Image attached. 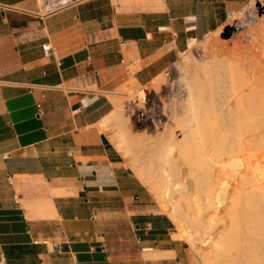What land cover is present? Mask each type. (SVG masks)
<instances>
[{
  "label": "crops",
  "instance_id": "1",
  "mask_svg": "<svg viewBox=\"0 0 264 264\" xmlns=\"http://www.w3.org/2000/svg\"><path fill=\"white\" fill-rule=\"evenodd\" d=\"M124 1L41 21L35 0H0V264H187L103 124L133 66L147 80L246 0Z\"/></svg>",
  "mask_w": 264,
  "mask_h": 264
},
{
  "label": "rangeland",
  "instance_id": "2",
  "mask_svg": "<svg viewBox=\"0 0 264 264\" xmlns=\"http://www.w3.org/2000/svg\"><path fill=\"white\" fill-rule=\"evenodd\" d=\"M113 1L115 3L117 2V0ZM35 2L37 4L35 10L29 13L30 16L38 19L36 17V12L39 10L43 0H35ZM120 2L122 3L123 0H120ZM100 5L103 6V4ZM67 12L68 11L57 13L53 16L47 17L45 20H48V18L51 17L63 18L65 16L66 18H68L72 15V13ZM229 23L230 22L226 21L225 17V23L220 28L206 35L201 40H195L194 43L189 46L188 50L180 52L170 61L163 60L162 63L149 71L146 76L147 80L137 78V71L140 68V63L133 66L131 68L130 78L126 80L120 87H118L114 91L113 95H111L114 103V108L111 114L107 116L103 124L105 128L110 129L112 139L114 137H117L116 135H118V128L121 126L123 130L122 137L124 138V150L121 151L123 152L121 154L126 164L132 169L135 175L144 184L147 191L146 198L149 200L152 208L156 211L161 212L171 220L174 227L173 231L176 232L175 234H173V236L182 240L184 246L186 247L187 254L186 252H184L183 257L187 264L188 262H190V264H255V262L256 264H264V251H261L264 250V232L262 233V231L264 230V197L262 195L264 194L261 192L259 194L258 188L256 189V191H254V196L252 197L253 199H249L251 197L250 194V197L248 195H244L245 199L248 200L246 201V204H244L245 199H243V201L242 198H240L241 200L239 201L246 205L244 206L246 208L241 205V202H238V204L240 203L239 205H241L245 209V211L249 213L250 218L247 217V219L244 216L243 220L240 216L244 213H247L244 211V209H241V206H238V208L240 209H237V206L234 204L233 208H231L232 204L230 202L226 203L228 199L223 200L219 198L220 194H223L229 187H231H228L229 184H232L231 182H229V179H231V181L234 180L233 173H230L228 175L227 172L226 174L228 175V181H225L223 183L222 188L220 189L218 194L212 195L214 197L217 196L218 198H214V200L210 201L207 204L202 203V205L200 206L203 213V218H201V223H198L197 221V225L199 228L198 231L200 232V235H198L195 233V229L192 226L190 227V225H186L185 222H182V224L176 222L170 214V209H173V202L177 199H180V191L188 190V193H192L191 195L195 193L193 192V185L187 179H183V175L180 176V174L178 176L179 179L175 177H168L169 181H171V183L168 181V183H170L169 186H173V189L171 193V189H169L170 187H168L170 193L168 192L166 194V197L164 198H167V200L164 201V198L161 199L157 197V195H155V192H153L149 188V186L146 185L145 182H143V178H141L143 177V175L142 171H140V167H146V171L150 168L154 170L159 167L158 154L150 153L149 155V150L147 149L148 146L146 147V145L145 151L141 150V140L146 144L151 137L155 140L161 139L162 132H164L165 134V132H169V130L171 129L165 128V126L168 125V122L172 124V128H176L177 120L184 117L183 115H179L177 119L175 118L173 120L162 117V98L169 100L172 99V97L173 99L175 97L176 99L180 97L179 93L181 91L178 90V88L179 85L181 86L184 82V74L182 75L180 73L182 69L176 66L181 67L182 59H186L185 61H188V67L189 69H191V73L193 74L191 82H193V84L195 85H198L196 86V89L200 86V88H198L199 91L197 92V96L206 101L209 97L212 100L218 99V94L220 95V92H222V90H224L225 88L230 89L232 86L231 84H233V82L235 81L234 79L236 78L234 75V71L241 66V69L243 71L248 69L247 67H249V64L251 65V68L257 69V74H260V77L258 75V83L260 86H264V16H262L259 21L250 29V37L248 39L240 38V36L233 38L231 36L224 37L223 32ZM60 24L61 22L57 23V25ZM200 69H202L203 71ZM205 70H207V72ZM196 72L199 73L198 77L194 76ZM233 75L235 78L232 77ZM242 77L244 78V76ZM243 78L241 81H243ZM209 80L210 82H208ZM235 85H237V83ZM155 86H157V88H154ZM201 91L203 92L201 93ZM174 94H176L177 96ZM200 94L203 97H201ZM210 94H213V96H210ZM210 98L209 100H211ZM211 103H213V101H209L208 105H214ZM118 108H122L123 110L121 119L116 113V110ZM156 111H158L159 113H157ZM142 113L145 114L144 119L142 118V120L139 121L137 117ZM148 115H151L152 118L150 117L149 119ZM213 115L214 114H212V117H210L211 119L209 120L216 119V117ZM209 116L206 117L209 118ZM146 117L148 118L146 119ZM208 118H206V121L208 120ZM207 127L210 129V131H212L213 128H215V130H213L214 132L218 130L217 127H215V125L211 123L210 125L207 124ZM210 131H208V133L206 131V133L211 134L212 132L210 133ZM206 136H204V138H206ZM213 136H215V134ZM222 137L223 135H221V138ZM146 138H148V140H146ZM207 138H209V135ZM261 146L260 151H262ZM174 164L176 163H173V165ZM262 169L263 170H259L261 172V177L264 174V166ZM257 177L258 176L254 177V179ZM260 180L261 179L259 178V183ZM175 186H177L178 188H175ZM259 186H262V184H260ZM196 194L197 193L194 194L195 198L198 197V194ZM247 197L249 198L247 199ZM225 198H227V196H225ZM230 204L231 207H229ZM234 206L236 208H234ZM239 210H241V214ZM238 214V218H241V220L239 219L240 222H237L235 224V222L232 221V216H237ZM245 220L248 221L249 224L245 222ZM251 224H254L253 227H251ZM236 225L237 229L239 228L238 230L235 229ZM246 225H249L247 226L248 229L246 228ZM256 226L259 230H255V228H257ZM203 233L204 235H202ZM246 233L249 234L247 235ZM261 233L263 235H261ZM258 248L259 251H257ZM238 254L239 256H237ZM250 254L253 256H251ZM240 256L243 258H241Z\"/></svg>",
  "mask_w": 264,
  "mask_h": 264
},
{
  "label": "bare ground",
  "instance_id": "3",
  "mask_svg": "<svg viewBox=\"0 0 264 264\" xmlns=\"http://www.w3.org/2000/svg\"><path fill=\"white\" fill-rule=\"evenodd\" d=\"M126 1L130 5L127 6L129 8L132 7L131 4L133 5V3H135V6H141V8L145 9L164 8L163 0ZM194 41L195 39H192L189 45L191 46ZM185 60L182 59V65L180 63L181 67L176 66L182 69V71H178H181L180 73L182 75L184 74V82L181 86L179 85L178 88V90L181 91L179 93L180 97L178 99H176V97L173 99L172 97V99L169 100L162 98V117L172 120L175 118L177 119L179 115H183L184 117L177 120L176 128H172V124L168 122V125L165 126V128L171 129L169 132H165V134L162 132L161 139L155 140L151 137L146 144L141 140V150L145 151L146 145V147L148 146L147 149L149 150V155L150 153L158 154L159 167L154 170L150 168L147 171L146 167H140V171H142L143 177L141 178H143V182H145V184L148 185L153 192H155V195L161 199L166 197L169 189H171L170 191L172 193L173 186H169L171 181H169L168 177L178 178L180 174V176L183 175V179H187L193 185V192L197 193L198 195H196L198 197L196 196L197 198H195V193L191 195L192 193H188V190L180 191V199H177L173 202V209H170V214L176 222L180 224L185 222L186 225L188 224V226L190 225V227L192 226L195 229L196 234L200 235L197 225V221L198 223H201V218H203V213L200 206L202 203L207 204L214 200V198H218L217 196L214 197L212 195L219 193L223 183L228 181L227 176L230 173H233L234 175V180L231 181V179H229V182L232 184H229L228 187H231H229L223 194L219 195V198L223 200L228 199L226 203L230 202L232 204V207L231 204L229 207L233 208L234 204L237 206V209H240L238 206H246L244 204H246V201L248 200L245 199V196H249L250 194L251 197L249 196L250 198L247 197V199H251L254 196V191H256L257 188L259 189V194L260 192L264 194V174L261 177V172L259 171L263 170L262 168L264 166V86H260L258 83V75L260 77V74H257V69L251 68V65L246 63L249 67H247L248 69L245 71L241 69L242 66L238 69L236 68L237 70L235 71L233 70L235 72L234 75L236 78L234 75L232 77L235 78L234 82L237 81V85H235L236 83L233 82L234 86L231 84L233 87L231 86L230 89L225 88L222 90V92H220L221 94H218V99L212 100L208 96L211 100L208 98L206 101L197 96V92L199 91L198 88H200V86L196 89V86L198 85H195L193 82H191L193 74L191 73V69L188 67V61ZM205 71L207 72V70ZM194 76L198 77L199 73L196 72ZM242 76H244V78ZM242 78L243 81H241ZM208 82H210V80ZM154 88H157V86ZM202 92L203 91H201V93ZM200 96L203 97L201 94ZM210 96H213V94H210ZM209 101H213L211 104L214 105L209 106ZM122 111V108H118L116 110V113L119 115L120 119L122 118ZM156 112L159 113L158 111ZM212 114H214L213 116L216 117L215 120H209L211 119L210 117H212ZM144 116L145 114H143V119ZM206 116H209V118ZM148 117L150 119L151 115H148ZM148 117H146V119ZM142 118L139 119V121H141ZM206 118H208L209 121H206ZM210 123L217 127L218 130H216L217 132L215 131L216 133L213 131L215 128L210 131L208 128L209 126L207 127V124L210 125ZM206 131L207 133L208 131L212 133L207 134ZM213 133L215 136H213ZM208 135L209 138H207ZM221 135H223L222 138ZM116 136L117 137H114L112 141L116 145L118 151H123L124 138L122 137L123 130L121 126L118 128V135ZM202 136L203 138L206 136V138L203 139ZM146 140H148V138H146ZM260 146L262 151H260ZM173 163L176 164L173 165ZM227 172L228 175L226 174ZM256 176L262 180H260V183L258 182V177V179H254ZM168 181L170 183H168ZM260 184H262V186H259ZM168 187L170 188L168 189ZM175 188L178 187L175 186ZM225 196H227V198H225ZM262 196L264 197V195ZM240 198H242V200L245 199V201L243 200L245 202L244 204L239 201L241 200ZM165 200H167V198H164V201ZM238 202H241V205H239L240 203L238 204ZM243 207L241 209L246 208ZM234 208L236 207L234 206ZM239 211L241 214V210ZM246 213L248 215L244 213L240 217H242V219L244 216L246 218L249 217V213ZM238 217L239 214L237 216H232V221L235 222V224L241 220V218ZM245 222L248 223L246 220ZM253 225L251 227H253ZM247 226L249 225H246V228ZM235 229H237V225ZM256 229H258V227L255 228V230ZM263 232L264 230L262 233ZM262 233L261 235H263ZM202 235H204V233ZM259 248L257 251H259ZM237 256H239V254Z\"/></svg>",
  "mask_w": 264,
  "mask_h": 264
},
{
  "label": "built area",
  "instance_id": "4",
  "mask_svg": "<svg viewBox=\"0 0 264 264\" xmlns=\"http://www.w3.org/2000/svg\"><path fill=\"white\" fill-rule=\"evenodd\" d=\"M88 0H43L39 10L36 12V17L44 21L47 17L65 11L73 6ZM264 16V0H246L239 9H232L226 13V21L230 23L226 27L231 28V36L248 39L250 37V29ZM43 50L46 55L57 57L58 53L50 43L43 45ZM40 106V105H39ZM138 115V119L143 117ZM58 249V244H54Z\"/></svg>",
  "mask_w": 264,
  "mask_h": 264
},
{
  "label": "water",
  "instance_id": "5",
  "mask_svg": "<svg viewBox=\"0 0 264 264\" xmlns=\"http://www.w3.org/2000/svg\"><path fill=\"white\" fill-rule=\"evenodd\" d=\"M223 36L224 37H230L231 36V28L230 27H226L224 32H223Z\"/></svg>",
  "mask_w": 264,
  "mask_h": 264
}]
</instances>
